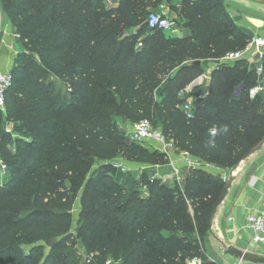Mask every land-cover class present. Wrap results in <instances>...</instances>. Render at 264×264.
I'll use <instances>...</instances> for the list:
<instances>
[{
  "label": "trees",
  "instance_id": "obj_1",
  "mask_svg": "<svg viewBox=\"0 0 264 264\" xmlns=\"http://www.w3.org/2000/svg\"><path fill=\"white\" fill-rule=\"evenodd\" d=\"M162 1L0 0L22 44L0 109V264H37L52 239L42 264H213L202 242L226 182L205 168L191 169L183 188L134 177L129 192L117 180L93 192L102 180L93 176L78 230L90 233L82 243L94 256L76 261L69 249L79 240L70 233L66 180L79 181L77 165L119 154L159 165L166 157L121 143L112 111L154 121L178 151L228 173L264 138V94L250 97L260 81L249 60L215 68L206 97L198 88L180 96L205 61L243 50L254 36L236 26L223 0H180L187 38L152 31L150 10ZM108 93L115 102L102 99ZM189 99L193 118L182 108ZM68 131L74 140L64 144ZM219 191L212 205L207 199Z\"/></svg>",
  "mask_w": 264,
  "mask_h": 264
},
{
  "label": "rangeland",
  "instance_id": "obj_2",
  "mask_svg": "<svg viewBox=\"0 0 264 264\" xmlns=\"http://www.w3.org/2000/svg\"><path fill=\"white\" fill-rule=\"evenodd\" d=\"M225 2L226 9L231 15V10L234 9L239 12V15H235L234 19L238 22L243 17L240 15H248V16H255L261 20L264 21V6L249 2L247 0H223ZM181 2V1H180ZM239 2V3H237ZM243 2V3H240ZM163 3V1L160 3V5ZM227 4V5H226ZM243 4V5H240ZM159 5V6H160ZM167 7L168 9H171L170 11L178 12L181 20V29H188L186 26L187 19L185 16L180 14L181 9V3H172L169 0H167ZM159 8V7H158ZM157 8V9H158ZM157 9H151L150 13L153 11H156ZM233 19V18H232ZM235 23V22H234ZM236 24V23H235ZM240 27L239 25H236ZM171 36V35H168ZM136 44L135 48L139 49L142 45V38L137 39L134 41ZM134 44V45H135ZM207 64V61L204 62V67ZM255 88H253L250 92V97H254L255 93L253 92ZM66 91H64L65 94ZM103 100H111L115 102V98H113L109 93L106 96L102 97ZM4 111V110H3ZM113 114V125L116 129L117 133V139L121 141V143H125L128 146H133L135 148H141L142 150L149 152V153H163L162 147L155 143H148V142H134L129 137V132L133 129V127L138 123V121L132 120V119H126L121 117V115L114 113ZM152 123V126L155 130L161 131V127L158 126L154 121L150 120ZM9 131H13V126L10 125L8 127ZM162 132V131H161ZM13 136L18 137L20 134L15 133ZM73 136L71 133L66 132L65 135V143H69L73 141ZM169 157L166 155V157L159 163V165H152L149 163H146L144 160L139 159L138 157L131 156L128 158H125L123 154H119L115 156L114 158L103 160V159H96L93 162L88 161L85 166H79L78 170L82 171L83 175H79L78 178L79 181H76L74 184L71 183L69 179L66 180V183L68 184L69 191L72 197V227H71V234H74V237L78 239L77 245H69V249L72 250L74 254V259L76 261H82L87 260L88 258H92L94 255H90L88 253V248L83 246V241L87 240V236H89V232L82 231L80 236V231L78 230L80 221L82 220V214L83 211L88 209L85 208L83 204V194L84 189L86 186V183L90 181V179L94 177L102 178V180L97 184L95 191L93 192H101L102 190H105L107 187H109L111 181L117 180L120 184H125L126 182V191L129 192L132 189L133 183H134V177L141 178L142 176H146L150 182H153L155 179L162 180V182H165L167 184H170L172 186V182L165 181L161 179L160 177L163 175V173H171L170 169L166 168L169 164ZM81 165V164H80ZM208 165V164H207ZM209 172H215L216 174H221L223 177H226L225 182L229 180V175L232 173L224 172L220 169H217L211 165L204 167ZM208 168H214V171H211ZM4 170V169H3ZM184 172H188V170H184ZM4 174V172H3ZM166 175V174H165ZM163 175V176H165ZM171 175V174H169ZM5 176V174H4ZM76 176V175H75ZM104 177V178H103ZM56 183V181H54ZM58 184V183H56ZM143 191H146L147 187H141ZM180 188H183V185L180 186ZM221 191H219L217 194L211 195L207 200L212 202V205L214 204L215 200L218 198ZM82 243V244H81ZM42 251L40 255L36 256L34 262L37 264H42L45 257L49 254L50 249L49 247L43 243L41 244ZM227 247V246H225ZM225 247L222 246L221 242L213 237L212 232H210L209 235L206 236V239L202 242V249L205 252V255L209 262L213 264H239L240 261H236L235 259H231V257H228L225 255ZM259 247V246H257ZM31 247H24L25 252L28 253ZM112 260L109 258L107 261ZM106 261V262H107ZM190 263V262H189ZM117 264H122L121 261H117ZM241 264H248L245 262H242Z\"/></svg>",
  "mask_w": 264,
  "mask_h": 264
},
{
  "label": "crops",
  "instance_id": "obj_3",
  "mask_svg": "<svg viewBox=\"0 0 264 264\" xmlns=\"http://www.w3.org/2000/svg\"><path fill=\"white\" fill-rule=\"evenodd\" d=\"M171 2L173 4L175 2L178 4L181 3L180 0H171ZM109 4L113 5L117 4V2H113V0H111ZM170 10L171 9H168L169 16L177 18L181 23L179 13ZM230 10L231 16L237 25L245 31L251 33L253 36L264 37L263 20L255 16H248L240 13L243 18L237 22L234 19V16L239 15V12L234 9ZM167 34L171 35L173 38H187L190 36V31L188 29H181L180 25L177 30L168 32ZM20 51H22L20 39L17 36L11 21L5 14L0 2L1 72H11L15 58ZM249 62L256 67V62ZM216 65L217 61H208L205 65V71L202 76L211 75L213 70L217 68ZM209 83L210 80L203 77L192 85L189 93L195 88H198L199 95L201 97H206L209 93ZM259 85L260 84H258V86L253 90L255 96L259 94L257 89ZM260 93L264 94V90ZM213 169L211 171H214ZM169 174L170 173H163V175H165V179H170ZM231 176H234L235 179L229 195L224 203L219 207L218 212L212 221L211 232L213 237L219 240L224 247L233 246L241 250L264 254V250L261 246L252 243L253 231L248 224V216L252 211L255 209L264 210V147L260 152L256 153L249 159L242 161L238 167L230 173L229 178ZM231 259L234 258L231 257Z\"/></svg>",
  "mask_w": 264,
  "mask_h": 264
},
{
  "label": "built area",
  "instance_id": "obj_4",
  "mask_svg": "<svg viewBox=\"0 0 264 264\" xmlns=\"http://www.w3.org/2000/svg\"><path fill=\"white\" fill-rule=\"evenodd\" d=\"M111 0H108V3ZM148 28L152 31L161 30L164 33L175 31L179 28L180 24L177 18H172L169 16L167 0H163V3L159 6L156 11L150 13L148 20ZM240 59H247L251 62H256V71L259 77V87L258 92L264 90V68H263V59H264V37L263 36H254L252 40L247 44L243 50L230 52L225 55L223 58L217 60L216 67L218 68L223 63L234 62ZM210 80L211 75L201 76L196 79L192 84H190L186 89L180 92V96L188 94L192 85L201 78ZM12 86V76L10 72H1L0 71V109H5V97L6 92ZM183 110L189 118H193V101L189 99L184 105ZM129 137L134 142H148L155 143L162 147L163 153L169 157V164L166 168L170 169L171 175L170 179H165V176L160 178L163 180H168L174 185L182 186L184 184L186 174L191 169L204 168L205 165L201 161L193 158L187 152H180L177 150L175 144L172 141L166 139L163 133L159 130H155L149 120H142L137 123L131 132H129ZM178 160H177V159ZM3 169H6V166L3 165ZM188 170V172H184ZM226 180V177L224 178ZM231 220V218H230ZM248 224L253 231L252 243L259 245L264 250V210L255 209L248 216ZM242 263V262H241ZM239 263V264H241ZM106 264H117L114 260H109ZM189 264H202V260L194 259L190 261Z\"/></svg>",
  "mask_w": 264,
  "mask_h": 264
},
{
  "label": "water",
  "instance_id": "obj_5",
  "mask_svg": "<svg viewBox=\"0 0 264 264\" xmlns=\"http://www.w3.org/2000/svg\"><path fill=\"white\" fill-rule=\"evenodd\" d=\"M247 1L264 6V0H247ZM195 65L200 66L201 62L200 61L195 62ZM263 147H264V138L262 140H260L257 144L254 145V147L242 158L241 162L249 159L250 157H252L256 153L260 152ZM234 179H235L234 176H231L229 178V180L226 182V185H225L221 195L219 196L218 200L216 201V203L214 205V208L212 211V216H211V227H212V221L215 218L219 207L224 203V201L226 200V198L229 195V192H230V189H231L232 184L234 182ZM211 231H212V228H211ZM56 243H57V240L52 239L49 242H47L46 245L48 247H53ZM225 255L231 256L240 262H245V263H249V264H264V254L254 253V252H250L247 250H241V249H238V248L233 247V246L225 247Z\"/></svg>",
  "mask_w": 264,
  "mask_h": 264
},
{
  "label": "clouds",
  "instance_id": "obj_6",
  "mask_svg": "<svg viewBox=\"0 0 264 264\" xmlns=\"http://www.w3.org/2000/svg\"><path fill=\"white\" fill-rule=\"evenodd\" d=\"M225 131H226V129H225Z\"/></svg>",
  "mask_w": 264,
  "mask_h": 264
}]
</instances>
